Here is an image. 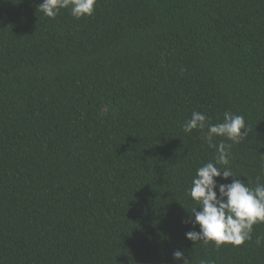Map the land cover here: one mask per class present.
Masks as SVG:
<instances>
[{
  "label": "trees",
  "instance_id": "16d2710c",
  "mask_svg": "<svg viewBox=\"0 0 264 264\" xmlns=\"http://www.w3.org/2000/svg\"><path fill=\"white\" fill-rule=\"evenodd\" d=\"M41 2L0 0V264H264V223L239 246L186 238L216 149L182 127L243 116L230 167L264 184V0Z\"/></svg>",
  "mask_w": 264,
  "mask_h": 264
},
{
  "label": "clouds",
  "instance_id": "9594fccd",
  "mask_svg": "<svg viewBox=\"0 0 264 264\" xmlns=\"http://www.w3.org/2000/svg\"><path fill=\"white\" fill-rule=\"evenodd\" d=\"M96 2L42 0L38 10L46 17L55 18L61 9H69L73 18L80 19L93 15ZM209 119L204 113L193 111L191 118L182 126L183 131L189 134L194 129L201 130L208 146L216 149L215 162L199 167L192 180L189 195L196 206L191 208L192 217L187 222L192 224L193 229L198 225L199 231L191 230L185 235L193 242L200 240L205 245L211 242L216 248L225 243L239 246L252 239L254 225L264 223V184L257 182L255 187H250L244 180L237 179L230 167L232 145L240 143L249 132L243 116L225 111L223 122L211 124ZM215 137H224L232 143L226 144L222 140L216 144ZM218 177L225 181L231 177L232 180L220 183L216 179ZM256 243L261 244L262 238L257 237ZM173 258L188 264L181 250L174 251Z\"/></svg>",
  "mask_w": 264,
  "mask_h": 264
}]
</instances>
